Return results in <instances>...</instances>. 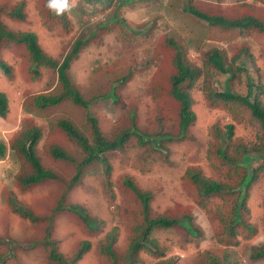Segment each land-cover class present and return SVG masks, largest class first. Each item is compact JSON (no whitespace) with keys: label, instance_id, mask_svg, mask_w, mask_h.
<instances>
[{"label":"rangeland","instance_id":"obj_1","mask_svg":"<svg viewBox=\"0 0 264 264\" xmlns=\"http://www.w3.org/2000/svg\"><path fill=\"white\" fill-rule=\"evenodd\" d=\"M46 1L0 0V24L9 32H34L44 55L53 60L61 61L75 40L81 37L90 38L98 21H103L101 27L104 28L107 21L108 27L114 25L111 9H106L100 17L90 13L82 16L75 7L71 6L70 11H66L68 22L59 23L47 19L49 17L45 11ZM188 1L138 2L133 8H125L122 16L136 26L154 20L155 28L148 37H130L128 29L122 34L119 27H114L103 37L102 46L87 44L67 72L71 86L84 101L89 103L87 108L69 103L49 107L46 110L34 108L32 101L35 97L53 95L61 89L56 82V74L51 69L40 67V75L33 78V74L28 75L25 68L23 69L24 77L20 78L21 73L16 71L18 81L11 86L7 95L11 114L6 121H0V129L10 127V130L4 132L6 134L0 132V139L7 137L9 140L16 130L27 131V128L31 127L30 123L40 128L43 141L39 146V156L42 164L55 170L58 176L55 180H46L33 189L24 190L17 179V174L24 173L21 171L22 165L19 166L14 156L13 160L9 159L4 164L0 173L7 169V171L10 170V174H7L4 179L0 178L3 180L0 183V239H11L19 244L9 247L0 246V264L2 261L5 264H46V252L43 250L45 243L57 241L60 251L72 253L77 249L80 241L84 239L97 241L98 239V234H92L83 229L82 221L70 216L64 210L53 209V205L61 199L60 190L65 183L72 180L78 169H83V166H78L73 159H52L46 154L50 146L46 145L47 142L71 147L72 142L62 134L57 125L60 119L70 120L75 128L91 142L93 140L92 123L89 118L98 123L102 137L112 140L121 133V130L130 129L132 125L140 133L150 131L151 121H159L158 117L162 116L163 125L153 135L161 132L174 138V141L166 143L169 149L168 161L147 156L145 163L141 166L138 161H143L146 156L145 151L138 145V139L132 136L133 138L127 144L125 142L118 147L120 150L108 152L109 164L113 167L110 178L105 176L102 170L85 175L80 183L69 189L65 201L88 203L87 205H92L94 210L99 207L104 211L101 214L103 216H100L104 220L110 219L111 212L107 205L115 204L119 215L114 212L115 208L113 214L116 215L117 220L112 224L113 228L120 227L125 233L127 213L142 211L141 203H138L135 196L123 185V177L129 176L150 194L152 193L149 206L153 209L151 208L150 212L154 214L163 212L171 219L179 221H185V217L189 216L192 224L200 228L202 235H199L192 243L186 242L185 239L189 237L177 235L175 233L177 230L155 234L161 245L168 247L167 257H175L174 264H194V255L205 248H209L210 253L215 255L214 225L198 206L195 200L197 190L186 174L187 171L194 170L206 177L216 178L219 174L218 177L225 178L224 170L218 174L213 171L216 161L211 157L210 133L215 126L224 128L233 123L236 137L247 141L253 139V136L251 129L239 121L240 117L236 115L235 109L220 107L211 110L200 97L196 96L197 103L194 110L198 120L188 129L184 140L178 138V106L170 103L168 89L171 69H174V63L171 65L170 61H174V55L181 50L167 44V39L181 42L184 55L195 62L204 59L203 53L213 47L220 49L225 62H229L236 55L235 47L236 51L241 47H248L256 60L261 63L264 37L240 33V30L208 27L202 24L203 21L182 11ZM21 4L23 21L10 16V13L19 9ZM191 4L199 6L207 13L225 17L240 15L244 11L242 6L246 7V13L250 11L249 4L255 8L262 6L252 0H193ZM4 42H0V48L5 53L3 58L7 63L10 62L8 58L13 55L17 58L13 56V59L23 58L26 62V52L20 45ZM12 47H15L21 56L12 54ZM145 52L154 60L151 67L148 66L151 65V57L148 59ZM124 69L128 72L132 70V73L129 77L127 76V80L121 87L113 88L111 81L113 74L118 72L121 74ZM247 73L254 79L259 77V71L253 68H247ZM234 85L238 86L234 88L235 91L243 93L245 74H242L239 82ZM110 90H113L115 95H111ZM95 95L97 100L93 99ZM170 104L173 114H169L166 118L163 111L169 108ZM153 132H155L154 127ZM76 145L77 143H73L71 149ZM144 147L147 148L145 145ZM74 159H76L75 156ZM253 160H243L240 165L246 168ZM256 160L252 164L254 167L259 164ZM91 170L93 167L85 168L84 171ZM248 194L246 204L249 214L246 217V224L253 230L240 232L237 235L235 239L239 242L232 248L231 257L235 258L236 264H264V259L251 262L245 250L246 247L264 245V179L251 186ZM222 205L223 200L220 197L212 203L213 207L221 208ZM31 208L44 212L45 216L38 222H32L31 216L27 215L31 213ZM107 210L109 212H106ZM125 210L128 211L125 213ZM185 224L187 222L182 223L183 226ZM124 238L126 237L121 236L120 239ZM16 245L17 248H15ZM7 250L15 251L16 260L13 259L14 256L12 259L9 258L6 254ZM143 256L146 258L141 259L138 264H156L158 261L157 258L146 253ZM82 262L98 264V259L97 257L94 259L88 253L78 264Z\"/></svg>","mask_w":264,"mask_h":264},{"label":"trees","instance_id":"obj_2","mask_svg":"<svg viewBox=\"0 0 264 264\" xmlns=\"http://www.w3.org/2000/svg\"><path fill=\"white\" fill-rule=\"evenodd\" d=\"M191 1L189 0L183 6V11L203 21L209 27L240 30V33L264 37V0H252L255 3L262 4V6L255 8L249 4L250 11L247 13L246 7L242 6L244 11L236 17L207 13L199 6L192 5ZM138 2H155V0H72L71 6L75 7L82 16L90 13L93 16L100 17L106 9H111L114 25L108 27V21L106 22V28L101 27L102 23L97 24L93 36L87 41L77 40L61 61L53 60L44 55L35 33L9 32L0 24V42L5 41V44L12 42L20 45L25 50L27 57L26 62H24L23 58L20 60L13 59V55L8 58L10 62L7 63L6 59L3 58L5 53L0 48V70L10 80L14 81L13 85L18 81L16 71H19L21 73L20 78H23V69L25 68L28 75L33 74V78L40 75V67L51 69L56 74V82L61 89L53 95H38L35 97L32 104L38 110H46L49 107H56L63 103L87 108L89 104L71 86L67 72L87 44H94L96 47L102 46L104 35L110 33L114 27H119L122 34L128 29L130 37H148L155 28L154 20L136 26L122 16L125 8H133ZM47 5L48 0L46 1V7L44 4L46 14L49 17L47 19L59 23L69 21L66 12L63 15H57ZM21 7L22 4L18 7L19 9L11 12L10 16L17 20H23L24 17L20 12ZM167 44L181 50L177 55H174V61H170L171 65L174 63V69H171L168 89V94L173 97L180 111L177 113L180 135H185L187 127L198 118L197 113L192 110L193 97L195 98L196 95H201L204 104L209 108H214V106L218 108L232 107L236 110V115L240 117L238 118L239 121L249 127L252 132L253 139L245 141L243 138L235 136V126L231 123L224 128L217 125L210 133L211 157L216 161V167L213 171L218 174V172L224 170L225 178L218 177L219 174L214 178L203 176L199 171H187V176L197 190L195 200L215 228L213 233L215 255L210 253L209 248H205L194 255V264H236L235 258L231 257V254H233L232 248L236 247L239 242L235 238L240 232H252L253 230L250 225L246 224V217L249 214L246 204L249 189L261 179H264V48L261 50L263 55L261 63L256 60L248 47H241L237 51L235 47L237 53L229 62L224 61L219 48L213 47L203 53L204 59L195 62L184 55L181 42L167 39ZM11 51L12 54L21 56L15 47H12ZM145 54L150 59L151 55L147 52ZM150 60L152 66L154 60L152 57ZM247 68L258 70L259 77L254 79L247 73ZM130 73H132V70L128 72L124 69L121 74L119 72L113 74L111 79L113 88L122 86ZM242 74H245V90L240 93L234 90L238 87L234 83L239 82ZM93 99L97 100L96 95L93 96ZM8 102L6 95L0 92V118L4 120L8 117ZM163 114L166 115V118L169 114H173L171 104L169 108L164 110ZM158 118L159 121H151L150 131L146 130L140 133L132 125L130 129L121 130V133L112 140L103 139L96 121L89 118L90 123H92V129H90L93 137L90 144L85 135L78 132L70 120L60 119L57 125L62 134L75 140L82 147L84 154L87 156L84 158V162L80 163L82 166L85 162H90L92 158H100L99 155L103 156L105 152L118 150V147L130 139V135L138 138V145L145 151L146 156L143 161H138V163H144L148 153L153 151L150 148L152 143L149 141L153 133H156L157 129H160L163 125L162 116ZM30 124L31 127L34 126L32 123ZM153 127L155 132H153ZM32 130L41 132L38 127H33ZM36 131L20 132L17 137L9 141L8 146L0 139V160H13L14 156L18 163L22 165L21 171L24 173L17 174V179L24 190L33 189L46 180H55L58 176L55 170L42 164L37 145L39 134ZM158 136H161V134ZM70 148L69 145L64 146L55 143L50 151L51 154L48 150L46 154L49 157L52 155V159H71ZM252 159H257L256 161H259V164L255 167L252 166L253 160L251 165L246 168L240 165L243 160ZM101 162L106 163V168L107 165L110 167L105 158H101ZM48 165L51 164L48 163ZM78 179L79 177L74 175L72 180L65 183L60 190L61 199L53 205V209L56 211L64 210L70 216L82 221L84 224L83 229L91 233L96 232L98 239L97 241H91L90 239L80 241L77 249L72 253H64L65 256L55 250L58 245L57 241L45 243L43 250L46 254L50 252V260L55 264H75L76 261L83 260L88 253L94 259L97 257L98 264H138L141 259L146 258L143 256L145 253L157 258L156 264H174L175 257H167L168 247L161 245L155 234L177 230L175 232L177 235L189 237V239H185L189 243L202 235L200 228L192 224L189 216L185 217L187 224L183 226L176 219H171L163 212L162 214L150 212L151 208L153 209L149 206L150 192L139 187L136 188L130 182H127L125 186L130 189L136 201L141 203L142 211L127 213L125 224L127 237L120 239L118 231L121 228H113L114 225H112L117 220L116 215L113 214V210L117 207L115 204L108 206L111 212L110 219L104 220L100 217L103 216L101 214L104 211L99 207L94 210L92 205H87L88 203H67L65 201L69 189L78 183ZM218 197L223 200L221 208L212 206L213 201ZM110 199L113 200V197L111 196ZM33 210L31 208V213L27 214L31 216L32 222H38L45 216L44 212ZM127 211L125 210V213ZM114 212L119 215L117 208ZM107 222L109 223L107 224ZM13 244L18 245L19 243L11 239H0V246L9 247ZM17 245L15 248H17ZM245 250L251 262L264 259V245L246 247ZM13 259L16 260V257L14 256Z\"/></svg>","mask_w":264,"mask_h":264},{"label":"clouds","instance_id":"obj_3","mask_svg":"<svg viewBox=\"0 0 264 264\" xmlns=\"http://www.w3.org/2000/svg\"><path fill=\"white\" fill-rule=\"evenodd\" d=\"M48 8L50 9V10H53V11H55V13L57 14V15H63L66 11H70V7H71V5H70V0H48ZM183 11V10H182ZM20 12H21V9H20ZM184 12V11H183ZM22 13V12H21ZM185 13V12H184ZM23 15V14H22ZM23 17H24V15H23ZM24 20V19H23ZM23 20H19V21H23ZM102 22V20L101 21H98L97 22V24H99V23H101ZM97 24H96V26H97ZM202 24H205L204 22L202 23ZM206 26H208L207 24H205ZM96 26H95V28H94V30L92 31L93 33H95V29H96ZM209 27V26H208ZM27 32H30V31H27ZM32 32V31H31ZM34 33V32H33ZM107 35V34H106ZM37 36V35H36ZM93 36V34H91V37ZM105 36V35H104ZM90 37V38H91ZM90 38H88V39H86L85 37H81L80 39H82L83 41H87V40H89ZM37 40H38V37H37ZM77 40H79V39H77ZM77 40H75V42L77 41ZM74 42V43H75ZM73 43V44H74ZM41 48V47H40ZM85 49V48H84ZM84 51V50H83ZM177 55V54H176ZM7 62V61H6ZM148 66H150L151 67V65H148ZM129 77V76H128ZM141 82H142V78H141ZM13 83H14V81L13 80H10L7 76H5L4 74H3V72L0 70V92L1 93H4L5 95H6V97H7V99L9 100V98H8V91L10 90V88H11V86L13 85ZM119 87H121V86H119ZM119 89H121V88H119ZM113 91V90H112ZM113 93V95H115V93H114V91L112 92ZM117 96H118V94H117ZM170 96V95H169ZM196 96H198V97H200L202 100H203V97L201 96V95H196ZM196 96H195V98H196ZM82 97V96H81ZM171 97V102L170 103H172V104H175V102H174V99H173V97L172 96H170ZM194 97H193V100H194V102H193V104H192V110L196 113V111L194 110V108H195V104L197 103V101H196V99H195ZM86 102V101H85ZM9 103H10V101L8 102V115H10L11 113V108H10V106H9ZM86 103H88V102H86ZM89 104V103H88ZM176 105V104H175ZM77 106V105H76ZM78 107H81V106H78ZM180 108V107H179ZM209 108V107H208ZM209 109H211V110H216V109H218V107H215L214 106V108H209ZM179 111V110H178ZM164 112V111H163ZM180 112V111H179ZM7 119H8V117H7ZM1 120H3V121H6V119L4 120V119H2V118H0V121ZM23 120H24V118H23ZM197 120H198V118L196 119V120H194V122L193 123H191L188 127H187V129H186V134L185 135H180V130H179V137L178 138H182V140H184V138L185 137H187V131H188V129L191 127V126H193L196 122H197ZM97 123V122H96ZM8 124H10V123H8ZM74 125V124H73ZM229 125V124H228ZM97 126H98V123H97ZM33 127H36V126H32V127H28L27 129V131H23V132H25V133H27V132H31V131H36V130H32V128ZM75 127V126H74ZM132 127V126H131ZM99 129V128H98ZM8 130H10V127H8V128H1L0 129V132L1 133H4V132H7ZM78 132H80V130H78V129H76ZM20 132H22V130H16V131H14V133H12V136L10 137V139L8 140V138L7 137H3V138H1V141L4 143V144H6V146H8V143H9V141H11L13 138H15V137H17L18 135H19V133ZM36 132H38V134H39V140H38V142H37V145H38V147L40 146V144H41V142L43 141V136H42V131L41 132H39V130L38 131H36ZM100 132V131H99ZM81 133V132H80ZM4 134H6V133H4ZM159 134H161V136H158ZM159 134H157V135H153L152 137H151V139H150V141L149 142H151L152 144H150V148L153 150V151H151L150 153H148V157H157V158H161L163 161H168L169 160V156H168V154H169V149H168V145H166V143L167 142H172V141H174V138L171 136V135H168V134H162L161 132H159ZM100 135H101V133H100ZM133 135H130V139L129 140H127V141H125L126 142V144L133 138L132 137ZM162 136H164V137H162ZM101 137H102V135H101ZM135 137V136H134ZM67 138H68V140L69 141H71L72 142V144L70 145L71 147H72V145H73V143L75 144V143H77L75 140H73V139H71V138H69L68 136H67ZM103 139H105L104 137H102ZM136 138V137H135ZM96 139V138H95ZM136 139H138V138H136ZM106 140V139H105ZM88 141V140H87ZM138 141V140H137ZM146 141H148V140H146ZM124 142V143H125ZM48 143V145H50L49 147H48V152L50 153V151H51V149H52V147L54 146V144L52 143V144H50L49 142H47ZM88 143L90 144V142L88 141ZM126 144H125V146H126ZM165 144V145H164ZM43 146H44V144H43ZM42 146V147H43ZM10 149V148H9ZM71 149V148H70ZM123 149V148H122ZM11 150V149H10ZM118 150H120V149H118ZM12 151V150H11ZM114 151V150H113ZM13 152V151H12ZM70 158L71 159H73L74 161H75V163L79 166L80 165V163L84 160V158L85 157H87L85 154H84V152H83V149H82V147H80L79 145H78V143H77V145L75 146V148H73V149H71L70 150ZM109 152V151H108ZM108 152H105L104 153V155L103 156H106V158L105 157H103V156H101V155H99V157L100 158H98V159H94V158H92L91 160H90V162H85L84 164H83V169H78L76 172H75V174L74 175H77L78 177H79V181H78V183H80L83 179H84V176L85 175H91V174H93V173H96L97 171H99V170H102V172L105 174V176H107V177H109L110 178V175H112L113 174V167L109 164V159H108ZM156 152V153H155ZM51 154V153H50ZM74 156L76 157V159H74ZM51 157H52V155H51ZM101 158L102 159H106L107 160V163L110 165V167L107 165V168L105 167V164L106 163H104V162H101ZM4 162V163H3ZM84 162V161H83ZM5 163H7L6 162V160H0V165L1 164H3L2 166H0V172L2 171V169H3V167H4V164ZM145 163V162H144ZM141 166H143V162L142 163H139ZM19 166H20V164H19ZM18 166V167H19ZM90 167H93V170H91V171H84L85 170V168H90ZM99 167H101L100 169H99ZM6 172V174H4ZM7 174H10V170H8L7 171V169L6 170H4L2 173H0V176H2V177H0V178H5L6 177V175ZM186 176H187V174H186ZM74 177V176H73ZM109 178H107V179H109ZM191 180V179H190ZM1 181H3L2 179H0V183H1ZM127 182H130L133 186H135L136 188L137 187H139V188H142L137 182H135V180L133 179V178H131V177H129V176H124L123 177V185H124V187L128 190V192L130 191V189L129 188H127L126 186H125V184H127ZM77 183V184H78ZM111 186V185H110ZM142 189H144V188H142ZM145 190H147V189H145ZM150 194V193H149ZM152 194V193H151ZM151 194H150V196H151ZM110 201L112 202L113 200H111L110 199ZM109 205H113V204H108L107 206H109ZM179 223H183V222H186V219H185V221H179V220H177ZM125 231V233H123V230H121V229H119V231H118V234H119V236L121 237V236H123V237H127V231L126 230H124ZM92 234H97L96 232H92ZM57 252H60L61 254H63L64 256H65V254L64 253H67V252H62V251H60V250H58V247H57V249H55ZM6 254H8L9 255V258H12L13 256H14V254H15V251H11V250H7L6 251ZM49 255H50V252H48L47 254H46V258H45V263L46 264H55L54 262H52L51 260H50V257H49ZM67 257V256H66ZM80 261H82V259L80 260ZM80 261H76L75 262V264H78ZM1 264H5V262L4 261H2L1 262ZM82 264H84L83 262H82Z\"/></svg>","mask_w":264,"mask_h":264}]
</instances>
